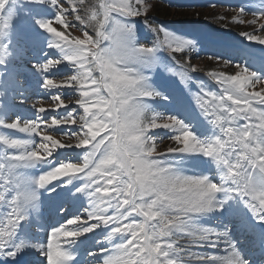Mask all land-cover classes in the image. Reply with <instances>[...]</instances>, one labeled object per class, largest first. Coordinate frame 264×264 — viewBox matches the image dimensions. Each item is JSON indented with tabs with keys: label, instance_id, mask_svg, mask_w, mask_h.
Wrapping results in <instances>:
<instances>
[{
	"label": "snow or ice",
	"instance_id": "1",
	"mask_svg": "<svg viewBox=\"0 0 264 264\" xmlns=\"http://www.w3.org/2000/svg\"><path fill=\"white\" fill-rule=\"evenodd\" d=\"M151 8L0 0V264H264V67L194 79L174 54L195 41ZM233 11L264 45V0ZM29 92L31 115L14 112Z\"/></svg>",
	"mask_w": 264,
	"mask_h": 264
},
{
	"label": "rangeland",
	"instance_id": "2",
	"mask_svg": "<svg viewBox=\"0 0 264 264\" xmlns=\"http://www.w3.org/2000/svg\"><path fill=\"white\" fill-rule=\"evenodd\" d=\"M147 2L152 4L148 13L149 24L163 26L178 35L195 41L194 49L187 53L174 54L176 60L184 62L189 59L191 64L197 67L198 71L192 74L194 79L203 80L214 86V82L210 81L206 75L208 71L234 73L237 70L235 65L238 63H247L257 70L264 67V45L248 41L240 35L241 32L254 31L256 26L232 22V17L236 15L233 8L240 4L255 7L259 4V0H147ZM136 19L141 43L151 44L155 39V34L144 25V17ZM243 19L247 21L252 17L249 14ZM54 26L59 28L58 25ZM70 31L74 35L81 34L75 28H70ZM257 34L264 35L260 32ZM161 55L168 59L166 52ZM225 60H229L231 63L225 65ZM171 63L172 66H176L174 61ZM154 74L158 83L167 84L177 92L183 88V85L179 84L178 78L172 77L170 73L164 72L161 68H156ZM261 87H264V84L257 85V90ZM32 90L39 96H43V90L39 89L34 81H32ZM27 95L30 98L23 105L19 102L20 97L11 102L14 112L31 115V105L38 96H33L31 92ZM170 145H172V141L165 138L159 143L158 148L160 151H165ZM48 219L49 221L46 222ZM57 219L59 218H54L52 221L51 214L45 209L41 222L47 227L48 224H56ZM41 239H46V233H41Z\"/></svg>",
	"mask_w": 264,
	"mask_h": 264
}]
</instances>
